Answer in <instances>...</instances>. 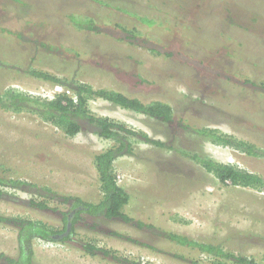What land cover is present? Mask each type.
Instances as JSON below:
<instances>
[{"label":"rangeland","instance_id":"rangeland-1","mask_svg":"<svg viewBox=\"0 0 264 264\" xmlns=\"http://www.w3.org/2000/svg\"><path fill=\"white\" fill-rule=\"evenodd\" d=\"M71 15L95 20L100 31H82ZM133 28L135 37L123 31ZM28 71L170 105L173 119L163 123L100 99L87 102L92 115L175 149L134 143L132 155L115 161L117 184L130 197L124 213L142 229L82 215L64 239L69 205L56 198L43 209L31 206L29 200L45 199L32 193L45 188L98 203L94 156L112 143L89 129L68 137L35 115L0 109V177L35 186L5 189L0 215L61 233L56 242H31L34 264H213L211 255L168 242L160 230L264 264V192L224 186L181 153L264 177V158L214 146L194 132L214 129L264 152V0H0V94L52 100L64 91ZM147 224L159 230L146 231ZM86 245L108 255H90ZM0 254L17 257V229L0 225Z\"/></svg>","mask_w":264,"mask_h":264},{"label":"trees","instance_id":"trees-1","mask_svg":"<svg viewBox=\"0 0 264 264\" xmlns=\"http://www.w3.org/2000/svg\"><path fill=\"white\" fill-rule=\"evenodd\" d=\"M12 1L15 2L16 0ZM136 18L152 26V23L146 18L138 16H136ZM69 21L82 31L91 33H98V31H100L96 21L91 18H81L76 15H71L69 16ZM123 31L126 35L132 37L138 34L134 28L123 29ZM151 52L158 54V52L153 49ZM28 74L35 78L59 85L64 91L56 94L52 100H43L25 93L7 90L3 92V94H0L1 110L17 114L28 113L35 115L41 120L63 131L68 137H75L82 130L89 129L98 138L112 143L109 148L94 156V166L102 193V198L98 203L83 202L80 198L70 196L59 197V195L52 192V190L43 188L39 190H46L47 192H45V194H41L35 189V192L32 193L35 196L45 198L42 203L29 200L30 205L43 209L46 208V202L53 201V199L56 198L61 199L58 201L59 204H68V211L62 214V223L64 225L62 226L61 233L67 231V237L63 234L64 239H68V236L73 234L74 225L81 219L82 215H86L89 218L109 221L120 220L125 224L137 226L136 228L142 229L141 222L135 221L134 218L124 213V208L129 203L130 197L129 193L117 184L115 161L120 157L132 155L134 143L166 148L167 150L175 149L167 147L162 141L150 139L145 133L136 131L124 123L117 122L108 117H96L92 115L88 110L87 102L93 99H100L121 109L163 123H170L172 121V107L162 102L144 104L137 99H130L118 92L102 89L94 90L91 86L81 84L73 78H57L47 73L35 71H28ZM246 83L250 84V81H246ZM252 85L254 84L252 83ZM194 132L214 146L247 156L264 158V152L258 149L254 144L224 135L214 129L196 128ZM181 153L183 157L190 159L205 173L213 175L218 182L224 186L241 187L264 192V177L215 161L202 154L187 153L184 151H181ZM34 187V185L24 181H13L0 177V201L3 200L4 194H7L5 189L13 188L28 191ZM0 225L11 226L17 229V257L13 259L4 257L0 254V257L7 260L10 264H34L32 261L33 253L31 250V242L34 239L56 242L57 239L55 237L61 234L58 230L47 227L42 222L23 220L18 217H5L0 215ZM146 226V231L153 229L159 230L152 225L147 224ZM159 232L160 233L157 234L163 235V238L168 242L180 246L197 247L200 252L211 255L213 257V264H224V260H230L233 264H260L250 257L230 252L226 253L219 246H212L193 240L190 241L186 237L174 233H167L164 230H160ZM94 249V247L86 245L84 250L90 255H94L96 252L108 255L106 251L99 249V251L94 252Z\"/></svg>","mask_w":264,"mask_h":264},{"label":"flooded vegetation","instance_id":"flooded-vegetation-1","mask_svg":"<svg viewBox=\"0 0 264 264\" xmlns=\"http://www.w3.org/2000/svg\"><path fill=\"white\" fill-rule=\"evenodd\" d=\"M0 264H10L7 260L0 257Z\"/></svg>","mask_w":264,"mask_h":264}]
</instances>
